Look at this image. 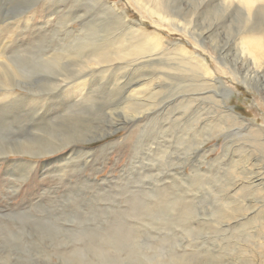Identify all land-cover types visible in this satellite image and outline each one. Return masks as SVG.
<instances>
[{
  "label": "rangeland",
  "instance_id": "1",
  "mask_svg": "<svg viewBox=\"0 0 264 264\" xmlns=\"http://www.w3.org/2000/svg\"><path fill=\"white\" fill-rule=\"evenodd\" d=\"M165 1L169 11L190 23L188 33L182 31V19H171L145 0H0V62H7L0 67V94L10 87L32 100L31 108H22V100L0 106L5 109L0 110V154L5 155L0 161V224L14 227L1 239L0 264H79L72 254L87 264L264 263V181L261 192L253 183L264 178V79L245 85L237 70L239 49L250 56V35L264 29V2H255L248 12L240 0ZM125 26H137L149 43H158L164 54L157 61L165 65L128 69L127 81L144 84L162 72L167 76L162 89L152 97L134 94L141 88L135 86L130 89L135 97L125 98L121 90L111 92L115 88L102 89L95 82L92 91H84L89 102L63 116L59 110L50 124L35 116L38 100L62 101L64 94L55 89L60 82L65 81L63 88L78 83V91L89 80L85 75L91 64L81 44L93 46ZM178 53L201 60L208 72L235 88L228 98L223 88L215 93L209 116L220 115L217 106L227 105L238 122L212 125L215 130L203 122L190 130L171 128L210 105L194 104L193 116L179 108L173 112L186 96L198 94L187 89L192 74L190 66L175 61ZM257 63L264 72L263 60ZM92 92H97L93 100ZM161 129L165 132L155 142L151 138ZM191 129L204 130V135L193 139ZM171 186L170 201L184 196L190 203L193 231L183 232L168 209L141 221L129 217L130 199L146 206ZM114 212L120 213L117 231H110L106 227ZM134 224L136 234L120 233ZM91 240L93 249H87Z\"/></svg>",
  "mask_w": 264,
  "mask_h": 264
},
{
  "label": "bare ground",
  "instance_id": "2",
  "mask_svg": "<svg viewBox=\"0 0 264 264\" xmlns=\"http://www.w3.org/2000/svg\"><path fill=\"white\" fill-rule=\"evenodd\" d=\"M240 1L245 6V9L248 12L252 9L255 2L256 3L257 2H264V0H240ZM144 4L145 5H151L155 9L158 6L160 8L161 12L163 14L167 15L168 17H170L171 19L179 17V16H176L175 14H173L171 11H169V8L167 6L168 3L166 1L164 2V0H145ZM29 19H31V18H29ZM178 19H182L184 21L185 28L182 31H184V33H188L187 30H188V27L190 26V23L187 22V19H185L184 17L182 18L180 16ZM135 27H137V26H132V27H130V26L126 27L125 26L122 28V31L120 33H116V34L109 32L108 34H106V36L103 38V40L100 41V43L98 41L93 46L89 44L91 47L89 45L86 46V43L81 44L79 49L84 50V53H85V49H87V51H86V57L87 58L86 59L91 64V66L87 67L88 71H89L88 74L85 75V77L86 76L89 77V80L81 83V87H83V88H79L78 91H75V87L79 86L78 83H77L78 85L76 84V85L67 86L66 88H63L65 81L60 82L61 85L58 84L57 88H55V89L59 90V92L61 90V94H60L61 96L64 94L62 97L63 98L62 101H61V99H60V101H55L56 97H54V98H50L49 100H47L46 104H43V100H38L39 104H36L33 107V111H32L35 114V116H37L39 119L46 121L45 122L46 124L47 123L50 124V122H52V120H54V118L53 119L51 118L52 115H56L59 110L60 111L58 112V114L63 116V115H66L70 109L77 107L79 105V103L89 102L91 100V98L84 91L86 89L89 91H92L95 82H97L102 89L103 88H111V87L115 88V89L111 90V92L121 90L125 98H127V95H128V97H131V98L135 97V95H132L133 93L130 92V89L135 87V86L141 87V88L135 90L134 94L139 93V94H145V95H150V96L154 97V95H155L154 92L157 89H162L163 86L161 85V83L167 79V76H165V73H162V72L159 73L158 72L159 74L157 73V74L152 75V76L148 75L150 77L148 80H146V82L144 84H140V81H135L133 83L130 81H127V80H129V76H128V73H125L126 70L131 69L132 72L140 71L143 67H145L147 65H150V66L155 65L156 67H160V65H162V64L160 63V61H157V60L160 59L162 54H164V52L159 51V48H158L159 45H157L158 43H153V42L149 43V39H148L149 36L141 33L140 29L135 28ZM80 40H83V39H80ZM81 47H83V48L81 49ZM248 47H249V50H248ZM248 47H247V50H248V52H250V56L254 57L253 58L254 60L251 59V57L247 55L245 48L239 49V52H238V54L240 56L239 60L241 61V67H239L237 70L239 72L238 74L241 75V77H243L242 82L245 85H248L250 82H252L253 80H255L257 78H259V80L264 79L263 65L257 63V62H259V60H263V62H264V29H260V32L257 34L250 35L249 41H248ZM179 50L180 49H178V48L175 49V51H179ZM165 52H167V51H165ZM176 57L177 58L175 59V61L179 62L184 68H186L185 66H190L189 73H191L192 76L189 77L191 80L189 81L190 84L187 86V89L190 90L191 92H197L198 94L197 95L195 94L192 97L186 96V99L183 100V103H180V105H177L175 108H173V112H175V110H177L179 108V109H182L183 111H185L184 113H187V112L189 113L190 111H192L191 114L193 116L195 114V110H192L193 109L192 107L194 104L199 103V104L203 105L202 101H205V104H206V101H209L210 105H209L207 110L206 109L203 110V113H200L199 115L193 116L189 121H187L183 125L177 124L176 122H173L172 123L173 125H171V128H173V129L178 128V130H180L181 127H184V129L190 130L191 126L194 127L193 124L194 125H200L201 122H203V125L205 126V128L207 127L208 130L209 129L215 130L217 128V126H212V125H222L224 122H227L228 120L238 122L239 119L237 118V115L235 114V112H233V108L232 107L230 108L227 105L225 107L217 106L219 109L222 110L220 115H216V117L209 116L211 114L210 110L212 109L210 106L211 105L216 106L217 95L215 93L217 91H219V89L223 88L225 90V96L228 98L229 95L233 94L235 88H231L230 86H225L226 84L221 79L213 76L210 72H208L203 67V63L201 60L198 61L194 57H187L186 55H184V54L181 55L179 53L176 55ZM4 58L5 57H3V59H1V60L4 61L5 60ZM152 62H155V63H152ZM6 63L0 62V67H2V68L5 67L7 65ZM162 66H165V65H162ZM95 67L98 68V70H95ZM166 67L173 69V67L170 65H168ZM174 67H176V66H174ZM177 67H180V66H177ZM162 68H165V67H161V69ZM186 69H188V68H186ZM228 71L230 73L234 74L229 68H228ZM97 74L99 75V78L96 81H94V76ZM109 75H111V76H109ZM171 77H173V76H171ZM171 77L168 76V78H171ZM141 78H144V77L141 76ZM195 84H197V85H195ZM9 88L3 89L1 91L2 93L0 94V100H1L0 106H2V107L4 106L5 108H7V107L9 108V106L12 103H15L18 100H22L23 101L22 103H24V105L23 104L20 105L22 108H24L26 105H29L30 108L32 107V105H31L32 100L30 101V97H26L24 95L18 94L16 91H14L15 89L12 90ZM96 93L97 92L90 93V95L92 96V100H93V98H95V97H93V95H95ZM160 94H162V92ZM205 95H207V96L205 97ZM76 97H79L80 99H78V98L76 99ZM33 101H37V100L35 98H33ZM226 103H227V101H226ZM226 103L222 102V104H226ZM1 109H3L5 111L4 108H0V110ZM133 119H136V117H133ZM177 121H179V119ZM114 124H115V122H114ZM182 131H184V130H182ZM164 132L165 131H162V129L156 130L155 136L151 139H153L156 142L157 138L160 137L161 135H163ZM192 135H193L192 136L193 139L197 138L198 136L202 137L204 135V130H194L193 129ZM189 136H191V134H188V138H189ZM210 137L211 136L209 135L208 138H210ZM207 140H209V139H206L205 141H203V143L207 142ZM151 144H153V143H151ZM166 145H167V143H166ZM70 148L71 149L69 151L72 152V149L74 147H70ZM102 151L104 152L105 148ZM157 151L164 154V152H163L164 150H161V148L157 149ZM4 153L6 154L7 152H4ZM203 156L205 157V155H203ZM0 158H1L0 161L5 160V155H3V153H2V155L0 154ZM230 165H231V160H230ZM231 166H233V164ZM199 174L201 175V173H197L196 176H198ZM61 177H63V176L61 175ZM20 178H21V176H20ZM201 178H203V177H201ZM263 181H264V178L260 177L253 182L254 185L256 184L255 189H257V191L261 192V190H263L262 189ZM203 183L204 182H202V184ZM202 184H200V186H203ZM173 189L174 188L172 186L171 187H163L162 190L160 191V193L155 196V198L149 200V202H150L149 205L145 204L146 206H140L139 204H136L138 202H136L134 199H130L127 202V204L129 207H131L132 215H131V213H128L131 215L129 217H132V219L134 221H141V219L145 220L144 217L148 218L149 215L154 217L155 214L158 215L157 212L163 211L164 209H168V211L170 212V216H171L170 218L174 219L178 223H180V226L182 227L183 232L187 233L190 229H191L190 232L193 231L195 228L193 229L192 224L189 223V215H188L190 203H189L188 199H186L184 196H180L177 198V200H174V201L171 199V201H170V197L173 194ZM244 190H245V188H244ZM187 191H189V190H187ZM133 195H135V194H133ZM136 196L137 195H135V197ZM119 212L113 213L114 219H112L111 222H108V227H106L108 230L114 231L115 228H117V226H115V223L118 221L117 218H118V215H120ZM123 216H125V215H123ZM157 221H158V219H157ZM164 221L161 220V222L165 223V226H167L168 225L167 219L164 218ZM135 224L133 225V227H130V228H129V226L126 228L121 227L120 233H122L123 236H127L128 234L131 235L133 233L136 234L139 230V226L137 227ZM200 226L203 228L202 224H200ZM13 228L14 227H12L10 224H7V223L6 224H4V223L0 224V242H1V239L4 240V239H6V236L8 237V233H10V231L12 232ZM245 228H246V226H245ZM102 231H104V230H102ZM115 231H117V230H115ZM108 234H111V233H109V231H108ZM108 234H106V235H108ZM114 234H113V236H114ZM2 237H4V238H2ZM109 237H110V235H109ZM98 241H96V242H98ZM120 241H118V243ZM121 243H123V242H121ZM99 244H101V243H99ZM116 244L117 243L115 242V245ZM118 245H120V243ZM118 245H116V246H118ZM92 246H93L92 240L88 242V245L85 244V247H87V249H91V248L93 249ZM97 246H99V245H97ZM100 248L101 247L99 246V250H100ZM103 248H105V247H103ZM96 249H98V248H96ZM75 250L78 251L79 249L76 248ZM114 250H116V249L114 248L112 250V253L114 252ZM131 254L132 253H130V255ZM72 255L74 256L72 259L75 260V262H80L81 264L82 263L87 264L90 262V261H86L85 259H83L80 256V254H79V256H76L74 254H72ZM114 257H116V255ZM85 258H87V257H85ZM91 263H93V262L91 261ZM117 264H118V262H117Z\"/></svg>",
  "mask_w": 264,
  "mask_h": 264
}]
</instances>
